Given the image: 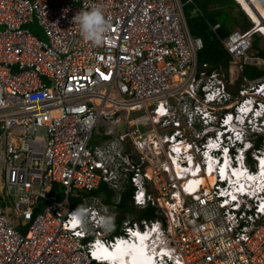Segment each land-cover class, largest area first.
I'll return each mask as SVG.
<instances>
[{"label":"built area","instance_id":"1","mask_svg":"<svg viewBox=\"0 0 264 264\" xmlns=\"http://www.w3.org/2000/svg\"><path fill=\"white\" fill-rule=\"evenodd\" d=\"M237 1L252 25L221 38V72L195 0H0V264H117L140 240L150 264H264V75L242 74L264 71L263 35ZM92 6L99 45L73 23Z\"/></svg>","mask_w":264,"mask_h":264},{"label":"trees","instance_id":"2","mask_svg":"<svg viewBox=\"0 0 264 264\" xmlns=\"http://www.w3.org/2000/svg\"><path fill=\"white\" fill-rule=\"evenodd\" d=\"M194 6L197 7L200 12L195 15H190L189 10L192 9L193 6H188L185 8V15L191 35L199 37L203 43V47L198 53L199 63H207L208 71L218 70L226 72L229 56L222 47L220 42L221 38L225 37L239 26L247 28L251 26L252 23L237 0H195ZM212 6L215 8H211ZM222 7L227 9L230 16V23L227 26L219 24V28L213 31L211 25L218 23L214 18V12H219ZM234 8L238 9L236 14L232 12ZM252 45L257 55L264 59V47L260 46L259 36H254ZM242 74L248 79L254 80L264 75V71L258 70L252 66H247L243 69ZM230 90L234 91V88L231 87ZM261 140L262 137H259L256 145H259ZM100 190H103V188L101 187ZM106 202H108V200H106ZM73 204L76 205L78 202L74 201ZM118 207L124 210L130 209L127 194L122 196V200ZM149 213V210H144L142 212L146 217Z\"/></svg>","mask_w":264,"mask_h":264},{"label":"clouds","instance_id":"3","mask_svg":"<svg viewBox=\"0 0 264 264\" xmlns=\"http://www.w3.org/2000/svg\"><path fill=\"white\" fill-rule=\"evenodd\" d=\"M73 23L78 24L80 27L81 35L99 45L101 44L106 34L110 30L109 21L106 19L103 9L99 6H92L88 10H81L73 19ZM241 126L245 124L247 130L246 137H252L255 134L253 124L249 122L239 123ZM89 210L83 205H78L76 209L69 213L70 221L79 226L82 230L85 229L88 222ZM113 218H102L101 223L104 227L108 228L112 225ZM146 254L152 251V247L146 243ZM136 264H145L144 255H137L134 259Z\"/></svg>","mask_w":264,"mask_h":264},{"label":"rangeland","instance_id":"4","mask_svg":"<svg viewBox=\"0 0 264 264\" xmlns=\"http://www.w3.org/2000/svg\"><path fill=\"white\" fill-rule=\"evenodd\" d=\"M239 1L243 4L244 8L248 11L254 22L257 23V27L259 28V31L264 37V0H250L253 8L247 4L246 0H239ZM211 8H215V7L212 6ZM237 11H238L237 8H234L232 10L233 14H236ZM214 18L219 24L223 26H227L230 23L229 13L227 9L224 7L220 8L219 12H214ZM237 28L242 29L241 26ZM29 29L34 34L40 36V38L45 39L42 28L38 25V23H32L31 25H29ZM257 36L260 37V46L264 47V38L261 37V35H257Z\"/></svg>","mask_w":264,"mask_h":264},{"label":"bare ground","instance_id":"5","mask_svg":"<svg viewBox=\"0 0 264 264\" xmlns=\"http://www.w3.org/2000/svg\"><path fill=\"white\" fill-rule=\"evenodd\" d=\"M247 3L248 0H247ZM147 244L140 240L138 242L128 243L127 245H118L115 252L107 253V256L117 264H136L134 259L137 255H144L145 264L151 263V256L146 254Z\"/></svg>","mask_w":264,"mask_h":264},{"label":"crops","instance_id":"6","mask_svg":"<svg viewBox=\"0 0 264 264\" xmlns=\"http://www.w3.org/2000/svg\"><path fill=\"white\" fill-rule=\"evenodd\" d=\"M247 1V0H246ZM248 2L249 3H247L250 7H252L253 8V6H252V3L250 2V0H248Z\"/></svg>","mask_w":264,"mask_h":264}]
</instances>
